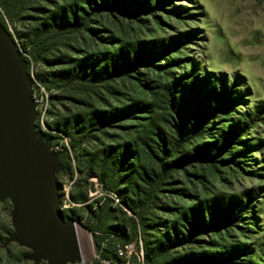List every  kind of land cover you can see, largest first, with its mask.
<instances>
[{
    "label": "trees",
    "instance_id": "1",
    "mask_svg": "<svg viewBox=\"0 0 264 264\" xmlns=\"http://www.w3.org/2000/svg\"><path fill=\"white\" fill-rule=\"evenodd\" d=\"M188 8L173 0H0V23L6 27L4 17L12 24L22 21L24 46L42 66L39 80L58 92L51 95L52 105L64 108L53 112L54 128L68 140L84 182L75 181L78 192L70 200L86 202L87 179L96 175L132 213L129 222L106 226L91 212L86 227L108 264H123L116 245L137 241V235L144 264H264V240L248 245L220 239L244 219L256 226L252 201L257 192L214 191L195 171L196 164L214 174L246 162V154L259 146L248 134L260 113L237 112L235 84L180 54L196 30L166 34L163 29L159 36L143 17H155L157 9L184 17ZM130 81L141 94L126 91ZM63 99L75 107L65 106ZM91 141L98 147L86 151ZM58 159L65 164L62 152ZM179 171L203 194L165 187ZM168 192L176 195L166 197ZM190 194L195 201L183 202ZM208 230L218 232L219 241H212L217 245L196 249V237Z\"/></svg>",
    "mask_w": 264,
    "mask_h": 264
},
{
    "label": "rangeland",
    "instance_id": "2",
    "mask_svg": "<svg viewBox=\"0 0 264 264\" xmlns=\"http://www.w3.org/2000/svg\"><path fill=\"white\" fill-rule=\"evenodd\" d=\"M173 2L177 6L189 7L186 16L171 15L160 9L155 11V17L144 14L143 17L150 19L148 26L151 31L155 35L163 36V29L166 34L196 30L190 40L186 42V48L181 49L180 54L183 56L190 55L193 62L198 65V69L201 68V70L204 69L213 73L212 76H225L229 86L235 84L233 87L236 95L239 96V104L235 108L237 112L239 109H243L260 113L257 124L250 129L248 134L252 137L251 140L257 142L259 146L246 154V162L238 166L233 165L229 169L227 167L219 168L220 172L214 174H210L208 169L195 165V171L206 176V180L209 181L208 185L214 188V191L238 195L251 188L257 192L252 201V211L258 218L256 219V226H252L247 222L248 220L244 219L238 222L236 226L231 225L229 232L223 233L220 239L224 244L238 242L248 245L258 244L259 241L264 240V0H173ZM4 18L7 28L2 23H0V28L9 32L14 39L20 56L25 60L26 72L31 82L35 86L37 84L42 85L38 77L42 71V66L29 55L21 37L22 21H15L12 24L7 17ZM129 31L130 34L133 32L132 30ZM176 69L180 71V68ZM142 71H146L145 68ZM150 75L152 76L151 73ZM127 85L126 91L133 89V95L142 93L141 87L137 86L134 81H130ZM46 92L48 95L46 126L49 131L38 132V136L50 141V151L57 158L59 152L64 155L65 164L61 163L62 166L55 175L59 194L58 201L60 204H66L62 214L66 218L77 221L76 232L80 250V259L70 264H101L93 257L94 237L86 227L92 222L91 212L95 213L99 217V222L106 226L127 223L132 213L122 201L120 204L113 203L111 198L107 196L108 189L104 188L96 175H91L87 179L88 199L86 202H75L67 199V197L70 199L71 194L78 192L75 181L79 180L80 183H84L83 171L77 166L74 151L70 150L68 140L59 137L60 133L54 128L56 117L53 112H64L60 103L54 101L55 105H52L51 95L58 92L47 88ZM62 103L68 107H75L68 99H63ZM231 115L234 117L238 114ZM48 134L51 137L46 138ZM95 143L91 141L85 144L86 151L97 148ZM64 146L69 150L67 153L64 152ZM66 164L67 166L69 164L70 168H65ZM189 172H194V170H189ZM186 177L182 171H179L174 174L165 187L186 188L203 194L201 187L196 186V182L192 183ZM95 182L98 184V188H94ZM117 194L121 199L120 194ZM166 195V197L171 198L176 194L175 192H168ZM166 197L162 198L161 201L165 202ZM194 198L190 194L185 196L182 201L186 200L188 203H192L195 201ZM117 208H120L124 214L121 215L117 212ZM11 210L12 203L8 198L0 200V264H49L45 260L35 263L27 258L30 253L28 248L19 246L16 242H6V238L13 231ZM161 213L157 212L156 215L167 218ZM162 229L164 230L163 227ZM152 232L156 233L153 235H159L155 230ZM137 236L140 237V235ZM195 240L193 244L196 249L198 247L199 249H211L212 246L217 245L216 242L212 243V241H219V234L208 230L207 234H199ZM179 249V247H175L174 255H178ZM239 257L241 258V255ZM228 264L237 263L228 262Z\"/></svg>",
    "mask_w": 264,
    "mask_h": 264
},
{
    "label": "water",
    "instance_id": "3",
    "mask_svg": "<svg viewBox=\"0 0 264 264\" xmlns=\"http://www.w3.org/2000/svg\"><path fill=\"white\" fill-rule=\"evenodd\" d=\"M31 87L14 39L0 28V200L12 203L13 227L6 242L28 248L35 263L70 264L80 259L77 232L57 206L62 165L35 130Z\"/></svg>",
    "mask_w": 264,
    "mask_h": 264
},
{
    "label": "built area",
    "instance_id": "4",
    "mask_svg": "<svg viewBox=\"0 0 264 264\" xmlns=\"http://www.w3.org/2000/svg\"><path fill=\"white\" fill-rule=\"evenodd\" d=\"M32 97L34 101V110L36 112L35 117V130L37 132L49 131L46 126V120L48 118V103H47V92L46 88L43 85L37 84L35 86L32 83ZM94 188H98V184L94 183ZM91 194V192H90ZM107 196L111 198L113 203H121L120 198L117 193L113 191H107ZM68 200H70L67 197ZM72 203L71 201H69ZM58 208L62 211L66 204H60L58 201ZM74 220V225L76 228L77 221ZM116 253L119 258L123 261V264H144V253H143V246L142 240L138 237L137 241L126 242L123 244L116 245ZM93 257L100 261L101 264H108L107 261L100 258L99 252L93 250Z\"/></svg>",
    "mask_w": 264,
    "mask_h": 264
}]
</instances>
